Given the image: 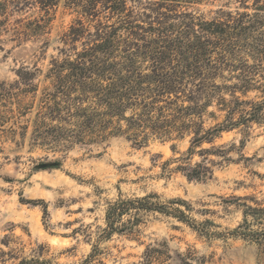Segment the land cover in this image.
Instances as JSON below:
<instances>
[{
    "label": "rangeland",
    "instance_id": "obj_1",
    "mask_svg": "<svg viewBox=\"0 0 264 264\" xmlns=\"http://www.w3.org/2000/svg\"><path fill=\"white\" fill-rule=\"evenodd\" d=\"M68 3L59 0L37 35L14 37L16 20H35L36 8L10 13L7 32L0 31V264H19L40 246L50 264H83L95 245V264H264V19L243 38L242 62L255 86L237 93L260 105L261 117L204 144L222 148L230 161L216 167L211 180L195 182L175 170L191 136L151 138L142 147L126 135L70 146L39 127L43 118L63 123L51 120L47 106L53 101L46 94L56 91L52 69L68 49L63 35L81 17ZM247 6L203 0L192 11L206 19L220 10L253 14V1ZM20 72L25 79L35 75L24 81ZM209 112L218 118L205 117V128L223 121L214 105ZM200 161L198 153L192 156V163ZM51 163L60 165L43 168ZM149 195L171 212H184L189 222L178 213L150 212L135 237L99 240L110 203Z\"/></svg>",
    "mask_w": 264,
    "mask_h": 264
},
{
    "label": "trees",
    "instance_id": "obj_2",
    "mask_svg": "<svg viewBox=\"0 0 264 264\" xmlns=\"http://www.w3.org/2000/svg\"><path fill=\"white\" fill-rule=\"evenodd\" d=\"M202 1L69 0V7L81 17L63 35L68 49L63 50L62 61H53L56 91L46 94L53 101L47 106L51 120L66 126L49 125L43 118L39 127L70 146L126 135L142 147L151 138L191 136L188 155L176 159L175 170L189 181L211 180L215 168L230 158L222 148L202 146L212 145L222 132L248 127L261 117L260 105L241 100L237 93L255 86L241 53L246 33L255 31L258 20L264 19V0H252L253 14L220 10L213 19L192 11ZM236 1L248 8L250 0ZM58 2L0 0V31L7 32L10 13L36 8L39 16L35 20H16L14 37L44 32ZM20 78L26 80L21 72ZM229 79L237 83L227 84L232 82ZM213 105L224 113V119L205 128V117L217 121V113L209 112ZM196 153L201 161L192 163ZM59 165L43 164V168ZM158 199L156 195L121 197L110 203L99 240L113 234L135 237L144 214L150 212L178 213L189 222L184 212L174 208L171 212ZM99 251L95 245L83 264L97 263ZM34 254L19 264H50L44 247Z\"/></svg>",
    "mask_w": 264,
    "mask_h": 264
},
{
    "label": "water",
    "instance_id": "obj_3",
    "mask_svg": "<svg viewBox=\"0 0 264 264\" xmlns=\"http://www.w3.org/2000/svg\"><path fill=\"white\" fill-rule=\"evenodd\" d=\"M47 166V165H46Z\"/></svg>",
    "mask_w": 264,
    "mask_h": 264
}]
</instances>
